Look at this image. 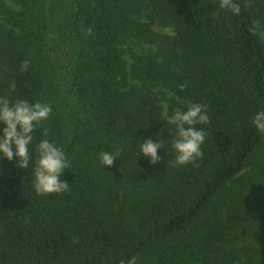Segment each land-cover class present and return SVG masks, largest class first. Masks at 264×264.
I'll return each mask as SVG.
<instances>
[{
  "label": "trees",
  "instance_id": "trees-1",
  "mask_svg": "<svg viewBox=\"0 0 264 264\" xmlns=\"http://www.w3.org/2000/svg\"><path fill=\"white\" fill-rule=\"evenodd\" d=\"M69 1L54 12L0 0V96L52 105L34 144L63 147L70 184L37 195L31 169L0 160V264H237L242 230L264 241V134L251 125L264 108V0H233L238 14L220 0ZM143 44L156 49H132ZM165 91L181 101L168 115L206 106L194 163L173 166ZM142 137L165 139L157 163L138 155ZM249 171L252 207L227 200ZM248 260L264 264L262 242Z\"/></svg>",
  "mask_w": 264,
  "mask_h": 264
},
{
  "label": "clouds",
  "instance_id": "clouds-1",
  "mask_svg": "<svg viewBox=\"0 0 264 264\" xmlns=\"http://www.w3.org/2000/svg\"><path fill=\"white\" fill-rule=\"evenodd\" d=\"M219 6L234 14L239 13L233 0H220ZM166 34L175 35L171 28L166 30ZM52 111L49 103L13 101L7 96H0V160L7 159L22 170L31 169L32 186L37 195L60 194L68 191L70 185L63 178L65 169H69L63 147L47 138L34 144L38 126L49 119ZM208 120L206 106L199 103H190L186 110H174L166 117L162 131L170 133L171 139L167 140L171 141V150L175 154L174 167L194 163L203 157L206 132L198 126L207 124ZM251 125L258 133L264 134V108L252 114ZM155 135L159 137L160 133ZM163 140L142 137L138 155L148 158L152 164L157 163L161 159L158 150L164 147ZM116 158H119L118 154L112 152L99 154V161L104 167L111 166ZM127 264H139L138 258L130 257Z\"/></svg>",
  "mask_w": 264,
  "mask_h": 264
},
{
  "label": "rangeland",
  "instance_id": "rangeland-1",
  "mask_svg": "<svg viewBox=\"0 0 264 264\" xmlns=\"http://www.w3.org/2000/svg\"><path fill=\"white\" fill-rule=\"evenodd\" d=\"M55 5L53 7V11L57 12L59 11V9H61L60 6H62V4H70L69 0H50V6ZM51 14L53 15L54 13L51 12ZM54 20V19H51ZM153 28L158 31V32H163L166 33V30L168 28H164L162 26H159L157 24L153 25ZM132 49L138 51L139 53H147L149 50L154 51L156 49V46H148L146 44H143L137 48L132 47ZM129 56V55H128ZM54 60V59H53ZM54 74V81L59 83L62 76L65 73V70L63 69H57L56 71L53 72ZM63 83H65L63 81ZM167 98L169 99L168 101L163 102L164 105V115L167 116L169 111H170V106H171V102H181L179 100V98L173 94L172 92L169 91H165ZM255 173H257V170H255ZM250 174H253L251 171L244 173V175L240 176L237 179V182L235 184H231V188L232 190L230 191L229 194H227V196L225 197L227 200H229L230 198H233V201L237 200V201H242L243 204H246L249 207H252V198H254V196H256V189L258 187V185H256L254 183V181L252 180V176H249ZM233 196V197H232ZM261 221V220H260ZM248 228L250 227V225H247ZM261 227H264V223L261 224ZM261 229V228H260ZM259 228L257 229H245L242 230L245 233V236L242 237L240 240H236L235 244L236 247L233 254L236 256V258L238 259L237 264H247L248 263V258L252 256L253 254V250H258L259 247V243L262 242L264 245V241H261V237L262 232Z\"/></svg>",
  "mask_w": 264,
  "mask_h": 264
}]
</instances>
